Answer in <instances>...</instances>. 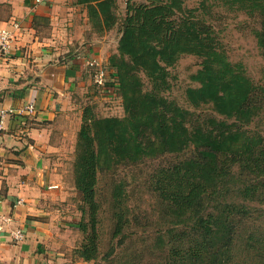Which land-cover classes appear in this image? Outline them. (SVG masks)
I'll return each mask as SVG.
<instances>
[{
	"label": "trees",
	"instance_id": "16d2710c",
	"mask_svg": "<svg viewBox=\"0 0 264 264\" xmlns=\"http://www.w3.org/2000/svg\"><path fill=\"white\" fill-rule=\"evenodd\" d=\"M217 1L199 0L188 7L187 0H127L121 15L118 0H77L87 8L94 29H118V52L109 62L125 114L99 116L86 107L77 135L74 178L84 240L76 252L84 260L100 253L101 175L189 149L190 156L151 177L163 216H168L158 243L170 246L172 264H241L243 257L264 254L263 238L244 222L264 191V134L250 127L261 114L264 85L243 63L230 59L209 22ZM220 1L230 10L260 17L255 34L264 56V0ZM185 54L202 60L191 76L198 85L186 89L189 103L196 108L211 104L226 119L202 121L167 96L169 68ZM123 183L115 187L116 197ZM117 216L114 236H124L125 217Z\"/></svg>",
	"mask_w": 264,
	"mask_h": 264
},
{
	"label": "crops",
	"instance_id": "0c3cea01",
	"mask_svg": "<svg viewBox=\"0 0 264 264\" xmlns=\"http://www.w3.org/2000/svg\"><path fill=\"white\" fill-rule=\"evenodd\" d=\"M9 3L1 25L17 19L21 29L11 53L0 57V114L6 112L0 131V264H20L22 256L34 264L53 235L55 204L66 199L59 158L67 134H78L93 102L97 115L106 114L96 105L97 92L106 89L94 84L89 60L96 57L110 66L119 37L95 31L77 0ZM29 104L35 106L32 113ZM18 228L24 241L13 240Z\"/></svg>",
	"mask_w": 264,
	"mask_h": 264
},
{
	"label": "rangeland",
	"instance_id": "374dc122",
	"mask_svg": "<svg viewBox=\"0 0 264 264\" xmlns=\"http://www.w3.org/2000/svg\"><path fill=\"white\" fill-rule=\"evenodd\" d=\"M198 3L199 0H187L186 5L195 7ZM118 4V13L124 15L127 0H118ZM11 5L9 0H0V19L9 13ZM208 20L216 28L230 59L234 62L243 63L254 81L257 84L264 85V56L261 53L255 34V30L261 26L260 17L250 16L243 11H236L235 9L230 10L219 0L217 5L214 6V15L209 17ZM94 30L97 31L96 29ZM117 30V28L110 30L112 39L119 37ZM97 32L100 33L99 31ZM201 61V58L195 55L185 54L175 66L170 67L172 85L166 94L169 98L176 100L182 107L196 112L202 121L210 116L226 119L225 116L215 111L211 104L201 105L196 108L187 99V87L198 85L192 80L191 76L199 70ZM105 66L110 69L108 64H105ZM108 75L110 77L108 85L110 84L111 87L114 82L111 78L115 79V74L110 73ZM144 79L146 82L145 87L150 88L149 79L146 76H144ZM108 88L109 86L106 87V94H104V91L97 92L99 97L96 105L106 109V114L99 113V115L124 116L122 97L116 89L113 88L110 91ZM93 104L95 103L93 102ZM261 110V114L250 127L264 134V105H262ZM93 111L95 112V110ZM77 135H73V133L67 134V143L62 150L61 158H59L67 195L66 199L55 204L57 206L54 210L56 214L53 216L55 221L51 226L53 235L51 240L42 244L45 246L43 248L44 252L40 253L39 259L35 263L172 264L174 259L171 258L170 246L160 247L158 243V236L164 232L163 228L166 226L168 216H163L160 199H158L157 194L151 188V177L160 167L172 165L177 159L190 156L193 150L189 149L180 155L165 154L163 157L148 159L138 164L123 165L115 172L101 175L98 193L102 203L99 216L100 253L96 259L86 261L78 256L76 252L84 240V233L80 228L82 201L81 195L75 186L74 178ZM73 144L75 146L74 152L70 150ZM123 181L121 195L116 197L115 187ZM262 195L261 201L255 200L252 202L250 217L245 218L244 222L255 232L254 234L257 238L261 237L264 240V191ZM236 200L241 202L239 197ZM117 213L124 215L126 220L124 236H114ZM13 240L21 242L25 239L20 241L13 238ZM14 250L17 249L15 248ZM19 250L24 249L20 248ZM263 256L264 254L259 257L260 259L246 256V259L244 257L240 259V263L260 264L261 260L264 264ZM27 259V257L22 256V263L20 264H32L26 262ZM244 260L246 263H244Z\"/></svg>",
	"mask_w": 264,
	"mask_h": 264
},
{
	"label": "built area",
	"instance_id": "2783aa9c",
	"mask_svg": "<svg viewBox=\"0 0 264 264\" xmlns=\"http://www.w3.org/2000/svg\"><path fill=\"white\" fill-rule=\"evenodd\" d=\"M20 29L21 23L17 19L13 20L9 26H0V57H7L11 53L13 42ZM89 65L93 70L94 84L98 89L105 90L109 81V72H107L106 66L96 57L89 60ZM26 109L32 113L35 111V106L29 104ZM5 115L6 112L0 114V131L4 129ZM12 236L14 239L20 241L25 239V233L20 228L13 230Z\"/></svg>",
	"mask_w": 264,
	"mask_h": 264
}]
</instances>
